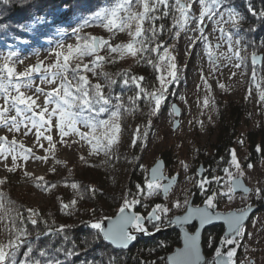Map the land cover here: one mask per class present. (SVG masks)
Wrapping results in <instances>:
<instances>
[{"label": "snow or ice", "instance_id": "snow-or-ice-1", "mask_svg": "<svg viewBox=\"0 0 264 264\" xmlns=\"http://www.w3.org/2000/svg\"><path fill=\"white\" fill-rule=\"evenodd\" d=\"M194 4L199 5L198 16L195 14ZM225 5L228 6L224 7ZM248 10L257 19L264 21V7L257 11L249 0ZM168 17H171L173 21L171 28L163 24L157 25V21H163ZM206 18L213 24V33H219L217 39L228 45L226 52H218L221 43L213 46L209 42L208 36L205 35ZM92 19L101 21L103 27L109 32L117 30L126 33L129 37L128 41L112 46L100 38L89 40L88 37H82L85 43L68 45L66 55L63 51H57L54 64L43 68L37 64L34 68L20 74L16 73L14 67L9 66V62L14 64L19 61L17 53L10 51L4 57L5 62L0 65V101H2L0 102V131L6 130L13 135L21 133L27 136L35 130V141L46 153L45 156H36L33 150L25 148L23 143L17 145L16 139L9 141L7 135H0V160L6 161L8 156H11L12 160L11 167L6 163L4 165L8 172L16 171L19 167L18 159L27 161L31 158L46 162L49 158L48 153L54 155L56 145L51 134L54 129L58 132L59 142L62 144L68 142L65 140L66 137H78V141L72 140L73 144L80 141L86 142L90 146V155L102 152L109 158L105 161L106 164L111 163L112 159H118L115 150L121 143L124 115L135 114L143 102L149 109L147 115L158 117L168 95H174L170 92V85L180 80L178 60L173 55L178 48L162 40L165 33L171 39H176L181 32L186 33L189 30L198 33L188 40V45H193L195 41L204 42L213 71L219 70L221 59L229 63L234 60L235 63L232 66L238 70L242 66L247 68L249 59L247 48L240 47L245 37L239 35L240 25L245 17L231 6V0H116L113 6L96 11ZM193 21L196 22V28L189 29L188 25ZM87 24L88 21H85L81 28ZM76 31L78 32L79 29ZM234 36L238 38L234 39ZM57 47L63 49L64 46ZM105 47L108 50V57L98 54L99 50ZM242 52L245 54L242 55ZM113 53L119 54L120 58L125 55L131 56L137 63L143 62L152 66L155 72H161L163 68L164 72L155 77L158 87L156 83L149 85L143 76L122 71L117 72L115 76L122 79L125 86L135 85V89H130L135 94L129 96L127 102L121 95L113 96V86L117 84V79L107 72H97L102 64L115 63V59L111 58ZM152 53H156V56H152ZM85 57L94 58L89 63H84ZM259 59L258 54L253 51L250 55L252 65L255 66ZM33 73H40L41 83L51 85V90L45 91L41 87L33 88ZM88 73L97 77V82L93 83ZM256 75V70L253 68L252 81L256 80ZM101 78L102 82H100ZM201 79L204 81L206 92H210L211 86L207 80L203 76ZM219 88L225 90V85L219 84ZM256 88L258 102L264 104V88H261L259 83L256 84ZM251 94L250 88L246 99L250 98ZM40 97H43L42 103L39 102ZM179 98L182 101L185 99L184 96ZM210 104H214V101L206 94L203 98V107L208 108ZM170 107L172 115H179L180 110L175 104ZM102 114H107V119H101ZM148 124H151V119L148 120ZM147 135V129L142 131L137 127L130 146H139L138 142L145 139ZM42 140L47 141V148L41 143ZM238 143L242 144L243 141ZM256 150L264 151L260 147ZM230 157V167L223 169L228 176L226 184L221 186L218 177H213L212 180L202 177L197 181L196 187L204 197L203 206H194L190 199L191 190H187L183 198H177L170 207L157 203L146 214L132 211L138 205L144 206L145 197L151 198L162 193L167 198L173 184L178 182V177L172 176L167 183H161L163 165L161 162H156V166L151 169V178H146L144 184H137L135 193L129 190L122 196V205L114 218L97 216V209L93 207L87 210L90 213V219L81 223L90 230L93 243L104 242L119 250L127 249L137 239V234L148 232L146 225H150L157 232L163 227L177 225L182 231L183 247L178 248L172 255L161 258L165 264H235L236 247L240 245V240L246 234L245 221L249 215L248 207L226 213L216 211V208L220 200H233L236 189H242L245 194L252 190L237 179V176H243L245 173L235 150H230ZM81 160H84V157H81ZM57 163L60 162L57 161ZM181 167L188 169V165L183 161H181ZM248 167L252 168L253 165L248 164ZM231 168L236 169V175L230 170ZM51 171L54 173L56 169L53 168ZM25 175L31 177L32 174L25 173ZM36 179L40 181L36 186L42 190L57 188L56 183H44V177ZM213 182L218 187H211ZM5 183L6 179H0V185ZM71 188L76 191L77 198L67 203L57 198L59 211L64 215H73L78 210L81 200H94L98 196V189L89 185L81 188L80 184L72 183ZM254 194L264 198V187L257 186ZM182 206L185 208L184 214L176 215L174 218L169 215L172 208ZM27 213L26 217L21 215L15 208L14 202L6 200L4 194L0 192V220L7 218L10 221V225H5L9 238L6 243L0 244V264H71V258L79 254L74 242L71 247H66L72 241L71 226L64 224L57 226L55 221L49 225L47 221H43L35 209H28ZM25 220L33 226L43 221L45 231H37V241L41 236L50 233L54 238L63 237L61 245L54 249L50 244L44 248H38L36 243L28 239L31 233L25 226ZM105 220H107L106 224ZM215 221H224L227 224V233L218 242L209 237L208 247L215 246V253L213 258L206 259L201 252V233L207 225ZM186 226L193 227L194 231H189ZM85 243H88L87 238ZM25 245L27 247L23 257L18 259L20 249ZM222 246L231 247L222 251ZM34 251L38 255L34 256ZM60 254L63 259L60 258ZM224 256L226 259H220ZM82 264H88V262L85 261ZM92 264L96 262L93 261ZM108 264H117V261L109 257ZM142 264H155V261H146ZM245 264H255V262L248 260Z\"/></svg>", "mask_w": 264, "mask_h": 264}, {"label": "rangeland", "instance_id": "rangeland-1", "mask_svg": "<svg viewBox=\"0 0 264 264\" xmlns=\"http://www.w3.org/2000/svg\"><path fill=\"white\" fill-rule=\"evenodd\" d=\"M193 8L195 14L198 16L200 10L199 5L194 4ZM84 23V20L77 19L73 12L71 13L69 7L62 8L58 17L46 22L38 28V31L34 32L35 36L25 38L19 46L13 47L14 50L11 49L17 53L19 61L14 64L9 62V66L14 67L16 73L20 74L23 69L28 71L37 64H40L42 68L54 64L56 62L55 53L57 51H63L66 55L68 45L75 46L77 44H83L84 40L81 38L84 32H96L93 27L94 24H87V26L81 28V25ZM188 27L189 29H195L196 22L193 21ZM212 28V22L206 18L205 35L208 36L209 42L213 46L217 43H221L218 52H226L228 45L217 39L219 33H213ZM76 29H79V31L77 32ZM117 34H119V37L123 41H128L129 37L126 33L118 31ZM196 35H198V33L192 30L186 33L181 32L180 36L172 43L178 48V51L173 52V55L176 56L178 60L180 80L170 85V92L174 93V95H168L167 100L169 99V106L163 105L164 107L162 106V111L159 113L158 117H154L153 122L156 131L146 144L141 158L142 165L147 174H149L150 167L158 159L164 158V154L167 153V157L169 156L173 160L170 166L166 167V174L170 176L179 174V182L169 191L167 198H165L162 193L148 198L149 200L155 201L158 197H161V201L158 203L165 204L169 207L177 198L182 199L185 191L191 190V193H193L192 185L197 183L199 180L198 177H202L205 174L200 175L198 170L202 164L205 166L202 158L209 153L207 149H210V145H213L217 138L219 124L217 95L219 93L220 82L227 87L230 97L233 100L238 103H246L249 110H251V115L247 116L245 114L243 117L244 124L240 128L242 136H244L247 131L256 129L260 122L264 125V104L258 102V90L256 88L257 83L260 84L261 88H264V60L261 66L252 65L250 55L253 51L248 49V45L244 39L240 47L247 48V54L249 56L247 68L245 69L242 66L238 70L232 66L235 63L234 60L227 64V61L221 59L219 61V70L213 71L212 65L208 61L204 42L195 41L193 45H188V40ZM93 38L99 37L94 35ZM236 38H238V36H234V39ZM58 45H63V49H59L57 47ZM186 48L187 51H185ZM8 50H10V48L6 49V47H2L0 65L4 64V57L9 53ZM256 53L258 55L264 54L262 51H256ZM241 54L244 55L245 53L242 52ZM27 56L31 57V59L24 65L23 61ZM90 58L91 57H85V63L90 60ZM133 59L134 58L131 56L125 55L121 58L122 65H132ZM253 68H255L257 74L255 81L251 79ZM163 72L164 69L161 68L159 75ZM232 73H236V75L233 76ZM241 73H243V75ZM33 76V88L41 87L45 91L51 90V85L42 84L40 77H35V73H33ZM201 76H203L211 86L210 92H206L204 81L201 79ZM250 88L252 93L251 97L246 99ZM206 94L214 101V104H210L208 108L203 107V98ZM180 96H184L185 99L183 101L180 100ZM39 102H43V97H40ZM174 103H177L181 107V115L171 114L170 106ZM209 117H211V119H209ZM177 119L180 120V123L179 126L175 128L174 125ZM34 131L35 130L25 136L21 133L13 135L4 130L0 131V135H7L9 141L16 139L17 145L23 143L25 148H31L36 156H45V151L41 150L35 141ZM51 134L56 145L54 155L48 153L47 155L49 158L46 162L36 161L31 158L27 161L18 159L17 164L19 167H17L15 172H11V174H13L11 181L15 186V194L44 210L57 205L59 189L56 188L45 191L38 188L36 184L40 182L36 179L37 177H47L48 180L54 181L55 177H65L73 170L77 175H87V177L92 178L98 169L96 164L103 158L102 153L90 155V146L86 142L80 141L73 144L72 140L76 139L78 141V137H66L65 140L68 142L62 144L59 142L60 138L55 129ZM41 143L44 144L45 148L48 147L46 140H42ZM69 144H71L70 147H68ZM234 150L237 153L238 160L245 173L243 176H237V178L242 177L246 183L251 186L252 191L248 194L236 192L234 199L231 201L227 199L220 200L216 210L229 212L248 207L249 215L245 221L246 234L245 237L240 240V245L236 247V255L234 257L235 264H245L248 260L254 261L255 264H264V211H258L253 203L255 199H259V197L254 194L255 188L257 186L264 187V159L254 163L253 167L249 168L248 163H246L248 148L245 142L243 141L242 144L237 143ZM81 157H84V160H81ZM57 161L60 163H57ZM181 161L188 165L187 170L181 167ZM5 163L9 167L12 166L11 156H8L6 161L0 160V178H4L8 172L4 166ZM53 168L56 169L54 173L51 171ZM230 170L236 175L235 168H231ZM25 173H31L32 175L28 177ZM220 182L221 186L226 184L228 182V176L224 174ZM44 183L51 184L52 182ZM63 192L67 199L72 198L73 189L71 185H67L63 189ZM192 195L190 197L191 200L193 197ZM193 205L195 206L194 203ZM151 208L148 211H150ZM134 210L137 211L135 208ZM184 212L185 208L182 206L181 208H172L169 215L174 218L176 215L184 214ZM221 223L226 227L225 222ZM5 225V220H0V244L7 242ZM186 227H188L189 231L194 230L191 229L190 226ZM209 237L215 239V232L208 228L204 232L203 243L204 241L207 242ZM228 247L231 246H222V251H226ZM208 249L210 254H205L206 259H211L214 257L215 246L213 248L208 247Z\"/></svg>", "mask_w": 264, "mask_h": 264}, {"label": "trees", "instance_id": "trees-1", "mask_svg": "<svg viewBox=\"0 0 264 264\" xmlns=\"http://www.w3.org/2000/svg\"><path fill=\"white\" fill-rule=\"evenodd\" d=\"M116 3V0H0V55L2 47H6L9 52L14 50L13 47L19 46V44L28 37L35 36L34 32L38 31L39 27L46 22L51 21V18L58 17L62 8L69 7L71 13L77 19L88 21V24H94L96 32L89 31L84 32L83 37H88L91 40L94 35H97L101 40L107 41L109 45L115 46L118 43H126L123 41L117 30L109 32L103 27V23L99 20H93L94 13L101 8L111 7ZM249 0H231V6L234 7L239 13H241L245 19L240 25V35H243L250 51H262L264 52V21L257 19L248 10ZM252 6L259 11L264 7V0H251ZM225 5L224 7H227ZM222 10V9H221ZM48 16V17H46ZM157 25L163 24L168 28L172 27L173 21L171 17L165 18L163 21H157ZM251 29V31H248ZM33 30V31H32ZM175 31V29L173 30ZM235 31V30H234ZM96 33V34H95ZM163 41H167L172 44L175 39H171L167 33L162 37ZM85 43V41H83ZM12 49V50H11ZM99 55L108 57L107 47L101 48L98 52ZM152 56H156V53H152ZM94 57H91L93 59ZM111 58L115 59V63H104L97 72H107L112 74L117 79V84L113 86V96H123L125 102L129 96L134 95L135 85L125 86L122 79L115 76L117 72L128 71L131 75L143 76L147 79L148 84L151 85L158 82L155 81V77L159 75V72H155L152 66L146 65L143 62L137 63L136 59H133L132 65H122V60L117 53L111 54ZM85 60V59H84ZM88 60L86 63H89ZM85 63V61H83ZM250 64V62H249ZM91 66V65H90ZM252 67V65L250 64ZM93 83L97 82V77L88 73ZM102 82V78L100 79ZM143 84V82H141ZM220 84H223L220 82ZM217 98V106L219 110V124L216 141L213 145H210V149H207L209 153L202 158L205 164V174L203 178L212 180L213 177L222 179L225 174L223 169L229 167L230 150H234L238 141L243 140L248 148L246 163L254 164L264 159V151H257V147L264 149V125L259 123L256 129L249 130L244 136H242L240 128L244 124V115H251L246 103H238L230 97L229 91L225 86V90L219 88ZM173 97V96H172ZM170 98V96H169ZM175 99V98H174ZM164 106H169V99ZM163 106V107H164ZM149 109L141 102L139 111L135 114H125L122 118L123 135L121 137V143L115 150V155L118 159H112L111 163L106 164L105 161L108 157L103 158L96 165L98 167L94 174V177L89 178L87 175H77L73 170L65 177H55L54 181H50L47 177H44L43 182H52L57 184L59 189V198L65 203L71 199L77 198V193L73 190L72 198L67 199L64 196L63 189L67 185L72 183H78L83 188L85 185L95 187L98 189V196L94 200L84 199L78 204V210L71 216L64 215L59 211V201L54 207L48 209H41L39 206L33 205L28 200L23 199L15 194V186L11 181L13 174L8 173L4 178L6 183L0 185V192H2L6 200L14 202L15 208L19 210L21 215L27 216L28 209H35L39 215L43 218V221H47L49 225L60 224L69 225L70 235L72 241L69 242L66 247H71L74 242L77 246L78 255L71 258V264H82V262H88L92 264L93 261L96 264H108L109 257L114 258L117 264H142V262H152L155 264H165L161 258L168 257L169 253L181 245L182 233L179 227L168 226L163 227L159 232L155 231L150 225L148 232L137 234V239L133 241L131 247L125 250L114 249L104 242L93 243L90 237V230L84 226L81 221L89 220L90 213L88 209L95 207L97 209V216L103 215L105 217H112L116 215L122 205V196L129 190L133 193L136 192L137 184H144V181L148 177L145 173V169L142 165V154L145 150L146 144L154 135L156 127L154 125V117H149L147 114ZM101 119H107V114H102ZM151 119V124H148V120ZM139 127L142 131L147 129L148 135L145 139L138 142L139 146H130L135 130ZM167 153L163 155L167 161V167L173 162L171 157H167ZM73 175V176H70ZM202 177H198L201 179ZM40 182V181H39ZM206 187H209L206 185ZM211 187H218L214 182ZM192 201L195 205H202L204 199L203 195L196 187V183L192 185ZM87 195V194H85ZM131 198V197H129ZM161 201V197H158L155 201L149 200L147 197L143 199L144 206H136L135 209L141 214H146L147 211ZM253 203L258 211H264V198L255 199ZM6 225H10L9 219H4ZM41 221L37 226L31 225L30 222L25 220V226L31 235L28 239L36 243L38 248H44L47 245H51L54 249L61 245L63 237H52L49 235H43L37 241V231H45L44 223ZM191 229H194L191 227ZM215 232V241H219L226 234V227L222 223H218L209 228ZM9 234L7 232V240ZM85 238L88 239V243H85ZM204 252L206 255L210 254L208 244L206 241L203 243ZM27 245L20 249L18 259L23 257V253L26 250ZM33 255H38L37 252H33ZM60 258L63 259L62 254Z\"/></svg>", "mask_w": 264, "mask_h": 264}, {"label": "water", "instance_id": "water-1", "mask_svg": "<svg viewBox=\"0 0 264 264\" xmlns=\"http://www.w3.org/2000/svg\"><path fill=\"white\" fill-rule=\"evenodd\" d=\"M259 57H260V59H259V61H258V63L256 64V65H258V66H261L262 64H263V60H264V54L262 53V54H259L258 55ZM175 105H176V107L180 110L179 111V115H181V113H182V109H181V107L177 104V103H174ZM179 123H180V120L179 119H177L176 121H175V128H177L178 126H179ZM156 162H161L162 163V165H163V167L161 168V174H162V179H161V181H163V183H167V181H168V179L169 178H171L172 176H170V175H168V174H166V167H167V162H166V160L164 159V158H160V159H158ZM156 162L150 167V169H149V178H151V169L153 168V167H155L156 166ZM199 174L200 175H203L204 173H205V166L202 164L200 167H199ZM174 176H177L178 177V182H179V179H180V175L179 174H177V175H174ZM237 179H239V181L241 182V183H243L244 184V186L245 187H248L249 189H251V186H249L247 183H246V181L242 178V177H239V178H237ZM177 182V183H178ZM177 183H174L173 184V187L177 184ZM172 187V188H173ZM171 190V189H170ZM169 190V191H170ZM236 192H241V193H244L243 192V190L242 189H236ZM250 193V192H249ZM245 194V193H244ZM200 206H203V205H200ZM132 211H135L134 209H132ZM117 215V214H116ZM116 215H114L112 218H114ZM221 222H224V221H215V222H213L211 225H207L206 227H205V229L204 230H202V233H201V252H202V254L204 255V257L206 258V255H205V252H204V247H203V235H204V232H205V230L206 229H208V228H210V227H212V226H214V225H216V224H218V223H221ZM107 223V220H105V224ZM195 223V222H194ZM173 226H176V227H179V226H177V225H173ZM226 229H227V224H226ZM132 244H133V242L130 244V246L129 247H131L132 246ZM181 245L183 246V239H182V243H181ZM128 247V248H129ZM127 248V249H128ZM179 248V246L178 247H176L173 251H174V253L176 252V250ZM173 253L171 252V253H169V255L168 256H170V255H172ZM220 259H226V256H224V257H221Z\"/></svg>", "mask_w": 264, "mask_h": 264}, {"label": "bare ground", "instance_id": "bare-ground-1", "mask_svg": "<svg viewBox=\"0 0 264 264\" xmlns=\"http://www.w3.org/2000/svg\"><path fill=\"white\" fill-rule=\"evenodd\" d=\"M51 19H54V18H51ZM31 59V57H29V56H27L26 58H25V60L23 61L24 62V65H26L28 62H29V60ZM227 64H229V62H227ZM23 72H26L24 69L21 71V73H23ZM35 77H40V73H35ZM29 94V93H28ZM35 98V97H34ZM71 146V144H69L68 145V147H70ZM216 211H218V210H216ZM219 212H221V213H226V212H223V211H219Z\"/></svg>", "mask_w": 264, "mask_h": 264}]
</instances>
